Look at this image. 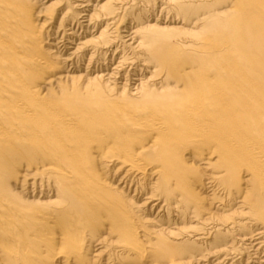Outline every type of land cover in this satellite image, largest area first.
<instances>
[{"label": "bare ground", "instance_id": "1", "mask_svg": "<svg viewBox=\"0 0 264 264\" xmlns=\"http://www.w3.org/2000/svg\"><path fill=\"white\" fill-rule=\"evenodd\" d=\"M48 1L0 0V264H264V0Z\"/></svg>", "mask_w": 264, "mask_h": 264}, {"label": "rangeland", "instance_id": "2", "mask_svg": "<svg viewBox=\"0 0 264 264\" xmlns=\"http://www.w3.org/2000/svg\"><path fill=\"white\" fill-rule=\"evenodd\" d=\"M44 2H47L48 0H43ZM53 1H55V0H49L48 1V3L47 4H50V3H52ZM74 1V0H73ZM70 2L72 3V1L71 0H60L59 2H56L54 5H52L51 7H49L48 9H46V10H43V12H41L40 14H39V16H36V21H37V24H45V30H46V28H47V26H49V28H51V26L53 27V26H58L57 24L60 22V20H61V18H62V16L65 14V12L69 9V5H70ZM42 2H40L39 4L40 5H42L41 4ZM141 3H142V5H141ZM160 3V2H159ZM38 4V6H40ZM46 4V5H47ZM158 4V3H157ZM147 5H148V1L147 0H144V1H142V0H140V2H139V6H143V7H147ZM71 7V6H70ZM71 10H72V8L70 9V12H71ZM161 7H158V9L157 10H155L154 12H153V15L151 16V18H153L154 20H156L157 19V17L158 18H160L159 20L161 21V22H163L164 23V21L166 22L168 19H171L172 17L170 16V17H168V14L167 13H165V12H163V13H161ZM52 11V12H51ZM133 10H131V12H132ZM54 13V12H56V18H55V20L54 21H52L50 24L49 23H46V19L48 18V17H50L51 15V13ZM156 14V16H155V14ZM161 14V15H160ZM154 16H155V18H154ZM160 16V17H159ZM105 24L106 23H104V24H102V25H100L101 27H100V30L102 29V27L103 26H105ZM56 29V28H55ZM44 30V31H45ZM94 30V29H93ZM117 32L116 33H113L114 35L113 36H116L119 32H118V30H116ZM80 33H81V30H80ZM51 34H52V32H51ZM55 36H53V38H54ZM52 43H54V40L53 39H51L50 40ZM56 43V42H55ZM71 45V44H70ZM72 46H74V44L72 45ZM46 47H47V44H46ZM118 48V49H117ZM115 50V51H114ZM118 50V51H117ZM106 50H104V52H105ZM108 51V50H107ZM105 52L106 54H107V57H108V59L109 60H111L112 58H115L114 60L115 61H113L114 63L116 62H118L120 59H121V57L123 56V55H127V57H128V54H130L129 52L130 51H123V48L120 46V45H117L116 46V48L114 47V48H112L111 50H109L110 52ZM125 53H123V52ZM121 52V53H120ZM114 53V54H113ZM123 54V55H122ZM100 57H101V55H99ZM121 56V57H120ZM99 57V58H100ZM99 58H97V60H99ZM109 60H108V63H109ZM107 62V61H106ZM108 63H107V65H108ZM96 65H97V63H96ZM107 67V66H106ZM105 67V68H106ZM71 69V68H70ZM70 85V84H69ZM67 86H68V84H67ZM56 90V89H55ZM82 101H79L78 103H77V105H79L80 103H81ZM89 104L87 103V102H85V106H88ZM118 167L120 166V164L119 165H117ZM32 169V168H31ZM195 169H196V166H195ZM194 169V170H195ZM30 169H27V170H20V176L21 175H24V173L25 172H28ZM118 175V174H117ZM19 176V177H20ZM112 175H110V177H111ZM110 177H108L107 178V180L108 181H112L113 180V178L111 177V179H110ZM120 178V177H119ZM116 180V179H115ZM114 181H112V183H113ZM114 185H118V180L117 181H115L114 182ZM118 186H124V185H118ZM200 189V191H199V193H201L203 196H205L207 199L205 200V203H206V208H204L203 209V211L201 212V215H200V217L201 216H204V215H206V213L207 212H210V211H212V205H209V203H212L211 201V199H210V197H208V196H206L205 194H206V192H205V190L204 189H201V188H199ZM148 192V191H147ZM203 192H205V193H203ZM135 193L134 192H131V194H130V196L132 197L133 195H134ZM217 194V197H220V196H222V195H220V193H216ZM141 195H143L144 197L145 196H148L149 194H145V192L143 193V194H141ZM240 196V195H239ZM234 198H233V200L232 199H224L222 202L224 203V205H225V209H227V210H229V209H231V208H236L238 205H237V202H238V196H233ZM131 201H132V203H133V205H137V202L139 203V204H142V205H140L141 206V208H139V209H142V211H139L140 213V215H138L139 216V222L141 223V225H142V227L141 228H143V230L142 231H144V230H146V226H152V223L153 222H155L156 224H162L165 228L166 227H168V221H166L167 219H164V217H163V219H161V218H159V217H156V215L159 213V210H160V207H161V205L162 204H160L159 206H157V207H155L154 209H152L151 210V207H152V205L154 204V203H156L157 201H153L152 203H151V205H149L148 204V202H145V203H143V199H139V198H137V197H133V199H131ZM137 201V202H136ZM164 213L165 212H162L161 213V215H164ZM231 216H230V219L231 220H229V221H227L226 222V224H230V221L232 222H235V221H239V220H242V219H246V218H248V215H246V214H244V213H242L241 212V209H236L233 213H231L230 214ZM174 217V216H173ZM152 218H154L153 220H152ZM148 219H151V221H149ZM173 221V220H172ZM217 221L218 222H220V223H222V222H224L223 221V218L220 216V217H218L217 218ZM174 225V224H173ZM232 225V224H231ZM173 227V226H172ZM171 227V228H172ZM220 227H223V225H221ZM168 230V229H167ZM169 231V230H168ZM168 231H164V232H166V233H164L166 236H168V234H169V232ZM171 234V233H170ZM231 234V238H233V239H235V238H238V236L237 235H240V231H237V232H235V233H230ZM103 235H105L106 236V240L104 241V242H100V244H98V243H95L94 245H97V246H95V247H93L92 249L94 250V248L96 249V248H100V247H102V246H105V245H107L108 247H107V249L105 250V251H107L108 253H110L109 251H113V250H115V243H114V241L113 242H110L109 241V235L106 233V234H103ZM111 240V239H110ZM108 244H107V243ZM226 242H229V243H231V241L230 240H227V238L226 239H224L223 241H218L217 243H215L214 245H213V247H217V248H213V250L212 251H215L216 249H218V251H216V252H214V253H209V256H208V261L207 262H205L206 264H212L214 261H216V259L218 258V257H220V258H222L223 257V254H224V252H226V248H223V247H226L227 245H225L226 244ZM238 241L237 240H235V243H234V245L236 244V248H238V249H241V247L242 246H239V243H237ZM105 244V245H104ZM221 248H223V249H221ZM104 249V248H103ZM107 254V253H106ZM237 254H239V253H237ZM242 254H244V253H242ZM108 255V254H107ZM107 255H104L103 257L104 258H106L107 257ZM240 255H238V257H239ZM103 258V259H104ZM246 258V257H245ZM244 258V259H245ZM135 260V259H134ZM134 260H130V261H119V263L120 264H141V263H139L138 261H134ZM243 262V261H242ZM242 264H245V261L242 263ZM249 264H253V262L251 261V262H249Z\"/></svg>", "mask_w": 264, "mask_h": 264}]
</instances>
